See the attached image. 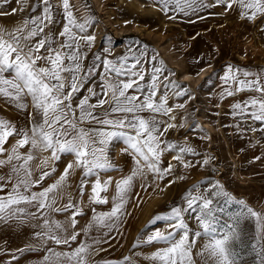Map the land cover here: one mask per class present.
I'll return each instance as SVG.
<instances>
[{"label": "snow or ice", "instance_id": "obj_1", "mask_svg": "<svg viewBox=\"0 0 264 264\" xmlns=\"http://www.w3.org/2000/svg\"><path fill=\"white\" fill-rule=\"evenodd\" d=\"M8 3L10 0H0V15L9 14L3 11ZM154 3L164 15L175 14L169 19L219 6L226 11L239 8L242 19L264 17V0H154ZM58 7L65 22L57 32L49 26L55 23ZM37 9L40 14L25 18L12 28L0 26V99L19 112H27L30 100L33 109L28 112L27 124L22 126L0 115V168L7 169L0 174L3 193L0 224L15 222L20 226L38 220L40 223L35 227L40 231L34 233L37 239L69 248L68 251L46 248L47 254L40 264H88L93 245L85 240L71 247L81 234L75 230L77 217L83 215L81 205L67 193V203L58 206L66 194L70 175L79 171L80 195L90 185L88 203L93 206L92 218L81 231L88 236L93 228L106 229L107 236L118 231L138 178L146 181L151 174L154 182H163L172 176L165 188L187 178L174 174L171 161L162 167L165 154H172L171 159L184 170L197 164L206 167L211 157L194 164L186 158L198 153L187 137L183 141L167 138L170 130L186 126L175 123L174 114L185 105H169L170 97H193L187 87L169 79L174 73L165 75L168 70L163 61L159 66L151 63L156 57H149L146 48L129 47L116 58H110V50L105 49L108 55L103 58L94 54V60L101 61L103 68L98 87H88L87 94L80 95L96 68L95 63L85 66L96 40L89 32L95 23L93 16L75 15L70 0H60L59 6L52 0H38L33 11ZM16 11L12 9V14ZM146 64L151 67H145ZM220 79L221 99L249 93L230 105V114L241 122L236 128L241 134L264 133V69L251 71L228 65ZM257 123L261 127L257 128ZM196 128L199 126L193 125L192 130ZM10 139L15 142L6 147ZM114 142H122L121 154L131 156L133 161L131 171L115 181L110 175L102 179V173L118 170L110 155ZM65 156L72 159L52 183L44 186L46 179L56 172L55 163ZM113 183L110 210L97 212L94 205L109 204L107 193ZM151 186L140 185L145 190ZM53 213L70 216L60 221L53 218ZM158 222L165 227H156L145 240L137 241L161 245L144 257L150 264H264V211L234 196L219 180L209 179L206 186L197 183L185 190L179 202L156 214L150 224ZM69 227L73 229L70 234ZM200 240L204 242L198 244ZM99 264H134V261L125 257L123 261L102 260Z\"/></svg>", "mask_w": 264, "mask_h": 264}, {"label": "rangeland", "instance_id": "obj_2", "mask_svg": "<svg viewBox=\"0 0 264 264\" xmlns=\"http://www.w3.org/2000/svg\"><path fill=\"white\" fill-rule=\"evenodd\" d=\"M59 1L52 0V3L59 6ZM37 3L38 0H10L3 8L9 14L0 15V26L12 28L25 18L40 14V9L33 11ZM70 3L75 15H92L95 21L89 32L95 35L96 40L88 52L85 66L95 63L96 68L80 95H86L88 87H98L100 83L103 68L101 61L94 60V54L103 58L108 55L104 50L109 49L110 58H116L124 55L129 47L146 48L149 57H156L151 63L159 66L160 61H163V66L168 70L165 75L168 72L174 73L169 79L187 87L193 97H170L169 105H185L182 109H176L174 114L177 116L175 123H185L186 126L183 129L170 130L167 138L183 141L187 137L198 153L186 158L194 164L197 161L202 162L206 156L211 157L206 167L197 164L196 167L184 170L171 159L172 154H165L162 167H166L171 161L175 166L174 174H184L187 178L184 181L177 180L168 188L165 185L172 176L163 182H154L151 174L146 181L138 178L125 208L127 214L122 218L118 231H112L107 236L104 234L106 229L93 228L88 236L81 231L92 218L90 209L93 206L88 203L90 185L80 195V173H73L69 177L66 194L58 203V206L67 203V193H70L73 200L82 207L83 215L77 217L75 228L81 234L76 242H72L71 247L74 248L85 240L92 244L88 264H99L102 260L123 261L125 257H129L134 264H150L144 257L161 245L138 244L137 241L145 240L154 228L165 227L163 222L151 225V219L179 202L185 190L197 183L206 186L209 179L219 180L234 196L244 199L255 209L264 211V133L246 131L241 134L236 128V124L241 122L230 114V105L236 100L246 98L249 93H238L235 97L223 99L218 95L222 85L220 77L224 75L228 65L251 71L264 69V17H257L255 20L242 19L239 8L226 11L225 7L219 6L203 9L189 16L180 14L176 19H169V16L175 14L170 12L167 16L164 15L158 10L154 0H70ZM12 9H17L15 14H12ZM64 22L62 9L58 7L55 23L49 27L58 32ZM145 67L150 68L151 64H146ZM28 104L27 112H19L0 99V115L17 125H25L28 122V112L33 111L30 100ZM193 125H198L199 128L192 130ZM255 126L261 127L259 123ZM201 136L207 138L200 139ZM14 142L10 139L6 147ZM123 147L122 142L112 144L110 155L118 165V170L110 169L106 174L102 173V179L110 175L115 181L131 171L133 161L131 156L121 154ZM257 156L261 159H254ZM71 159V156H65L56 162V172L50 179H46L44 186L52 183ZM37 163L39 162L34 163V167ZM51 166L50 163L49 167ZM6 172V168H0V174ZM88 179L91 180L92 177ZM141 183L152 186L145 190L140 187ZM161 188L164 190L161 191ZM114 191L113 183L107 193L109 204L94 205L97 212L110 210ZM69 216L70 213H53V218L60 221H65ZM39 223L38 220H29L20 226L15 222L0 224V264H40L48 247L56 248L57 251L69 250L67 246L57 247L51 242L45 243L37 239L34 233L40 231L35 227ZM191 225L195 229L194 220ZM72 231L69 227V234ZM94 240H100L101 243L95 244ZM203 242L200 240L198 244ZM30 247L36 250H27ZM19 249L26 250L21 252Z\"/></svg>", "mask_w": 264, "mask_h": 264}, {"label": "bare ground", "instance_id": "obj_3", "mask_svg": "<svg viewBox=\"0 0 264 264\" xmlns=\"http://www.w3.org/2000/svg\"><path fill=\"white\" fill-rule=\"evenodd\" d=\"M59 1V0H58ZM60 2V1H59ZM210 128H211V125L210 124H207ZM208 129V128H207Z\"/></svg>", "mask_w": 264, "mask_h": 264}]
</instances>
